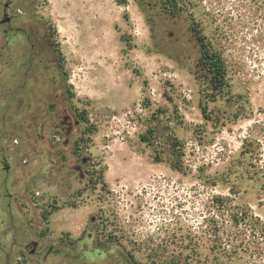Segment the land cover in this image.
Here are the masks:
<instances>
[{
	"label": "rangeland",
	"instance_id": "374dc122",
	"mask_svg": "<svg viewBox=\"0 0 264 264\" xmlns=\"http://www.w3.org/2000/svg\"><path fill=\"white\" fill-rule=\"evenodd\" d=\"M13 1L0 81L30 47L23 31L45 36L57 103L81 124L31 131L32 108L3 106L0 264H264L251 226L264 224V0ZM199 34L225 62L219 91ZM27 239L63 255H31Z\"/></svg>",
	"mask_w": 264,
	"mask_h": 264
},
{
	"label": "flooded vegetation",
	"instance_id": "af4514ba",
	"mask_svg": "<svg viewBox=\"0 0 264 264\" xmlns=\"http://www.w3.org/2000/svg\"><path fill=\"white\" fill-rule=\"evenodd\" d=\"M13 4L14 1L9 0L4 5L3 19L0 21L1 23L3 20L10 18L8 22L1 23L9 27L12 17L9 16L8 11ZM10 28L12 29V27ZM5 32H8V30L5 29ZM23 35H25L23 37L26 45L30 47L25 48L24 44L21 45V58L14 72H12V78L9 80V73L6 71L3 81H0V132L5 134L8 130L5 121L7 109L3 110V106H6L8 100H10L11 110L15 109L17 111L19 107L21 109L23 106L32 108L29 125L31 131L40 129L45 131L49 129L64 132L66 136L74 135L78 131L81 121L70 114L66 106L62 107L57 103L60 98L59 96L56 98L54 91L57 85L56 68L53 58L55 54L54 44L52 42L48 43L50 48L49 57L45 60L43 58V54L46 52V50H43L44 46H42L43 52L38 47L40 46L39 42L41 38L45 36H37L33 40L27 32L23 31ZM14 80L16 81V86L10 90L12 87L11 83ZM0 163L3 164L4 170L6 167H9L10 170V165L6 158H0ZM9 170L5 171L9 172ZM34 242L37 243L36 246L33 244ZM24 248L29 254L37 257L63 255L61 249H55L50 245H41V242L31 239H27Z\"/></svg>",
	"mask_w": 264,
	"mask_h": 264
},
{
	"label": "trees",
	"instance_id": "16d2710c",
	"mask_svg": "<svg viewBox=\"0 0 264 264\" xmlns=\"http://www.w3.org/2000/svg\"><path fill=\"white\" fill-rule=\"evenodd\" d=\"M159 2L163 3L164 6L173 12L178 11L179 9H182L184 7H187L192 3L193 0H158ZM116 2L121 5L125 6L127 4V0H116ZM194 32H199L198 30H195ZM196 42L199 44L201 48L202 56L199 61V66L202 68V70H205L208 74V80L209 83L214 86L215 90H220L221 87L225 85V79H226V66L223 58L214 50H212L207 44H205V39L202 37L201 34L198 35V38ZM156 127L150 128L143 136V141L147 142V144L152 145L154 139H156ZM174 140V145H177V148L180 147V142L177 140V138L172 137ZM171 167L174 170L182 171V165L180 162L172 160ZM236 220V224L239 225L240 219L238 217L234 218ZM248 225V224H247ZM252 228H257L258 232L261 231L262 236H264V224L262 228H259L257 224H252ZM260 236V235H259ZM262 238V237H260Z\"/></svg>",
	"mask_w": 264,
	"mask_h": 264
},
{
	"label": "water",
	"instance_id": "95a60500",
	"mask_svg": "<svg viewBox=\"0 0 264 264\" xmlns=\"http://www.w3.org/2000/svg\"><path fill=\"white\" fill-rule=\"evenodd\" d=\"M9 20H10V18H7V19L3 20L1 23H6V22H8ZM5 170L8 171V170H9V167H6ZM33 244H34L35 246L37 245L36 242H34Z\"/></svg>",
	"mask_w": 264,
	"mask_h": 264
},
{
	"label": "crops",
	"instance_id": "0c3cea01",
	"mask_svg": "<svg viewBox=\"0 0 264 264\" xmlns=\"http://www.w3.org/2000/svg\"><path fill=\"white\" fill-rule=\"evenodd\" d=\"M58 33H60V32H58Z\"/></svg>",
	"mask_w": 264,
	"mask_h": 264
}]
</instances>
